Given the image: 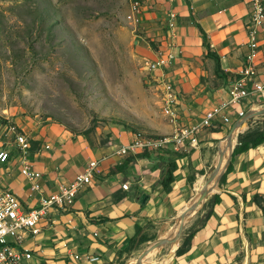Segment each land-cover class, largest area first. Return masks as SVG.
I'll use <instances>...</instances> for the list:
<instances>
[{
    "label": "crops",
    "instance_id": "1",
    "mask_svg": "<svg viewBox=\"0 0 264 264\" xmlns=\"http://www.w3.org/2000/svg\"><path fill=\"white\" fill-rule=\"evenodd\" d=\"M252 7L253 0H140L134 28L143 58H153L156 51L175 55L149 83L161 109L160 81L172 83L177 93L176 122L161 110L165 120L153 125L159 136L171 135L177 124L197 122L205 109L227 98V86L248 52ZM259 44L257 78L264 81V25ZM231 119L236 120L233 113ZM14 124L26 134L29 147L27 154L10 150L8 161L0 162V183L27 208L38 207L88 162L98 161L92 183L79 190L72 204L47 210L40 232L23 243L32 256L16 264L113 263L130 246L136 225L143 229L166 222L185 207L227 126L204 129L199 144L185 150L167 143L118 155L115 151L132 142L133 134L91 144L50 119L17 118ZM22 165L40 173L39 189L31 188ZM167 170L172 176L168 189L161 183ZM223 173L183 237L188 246L167 264H264V142L232 152Z\"/></svg>",
    "mask_w": 264,
    "mask_h": 264
},
{
    "label": "rangeland",
    "instance_id": "2",
    "mask_svg": "<svg viewBox=\"0 0 264 264\" xmlns=\"http://www.w3.org/2000/svg\"><path fill=\"white\" fill-rule=\"evenodd\" d=\"M132 1L0 0V149L6 146L8 128L17 118L53 120L91 144L128 132L134 137H161L153 125L165 118L158 95L146 82L137 31L127 17ZM263 108L264 101L255 106L257 112ZM245 123L232 133L230 154L212 193L237 137L249 127L263 126L264 114H255ZM232 128L233 124L223 128L195 186L199 176L207 179L215 170L221 143ZM199 192L194 189L186 206ZM205 198L179 230L175 226L186 213L179 221L176 214L166 222L147 225L110 264L164 260L167 264ZM172 230L176 233L168 235ZM173 241L177 245L171 250Z\"/></svg>",
    "mask_w": 264,
    "mask_h": 264
},
{
    "label": "built area",
    "instance_id": "3",
    "mask_svg": "<svg viewBox=\"0 0 264 264\" xmlns=\"http://www.w3.org/2000/svg\"><path fill=\"white\" fill-rule=\"evenodd\" d=\"M140 0H133L128 18L133 23H138L137 13ZM264 25V4L260 0H253L250 22L247 28L246 46L248 52L243 65L227 86V98L220 103L204 110L197 122L192 124H177L169 140L153 141L149 137H135L132 142L119 147L115 153L125 155L127 152L139 149L140 151L151 148H161L167 143L176 148L185 150L187 147H196L199 144L198 135L206 128L216 126L218 123L227 126L233 124L246 125L241 119L255 106L264 101V81L257 78L258 64L256 62L260 50L259 33ZM175 58L172 52L156 51L153 58H144L143 69L146 73V82L149 84L155 80L156 70H165ZM162 84V111L170 122H176L177 113L174 104L177 93L172 83L161 80ZM257 101L259 103H257ZM235 115V122L231 115ZM8 144L0 149V162H7L10 150H18L21 154H27L29 141L25 133L16 125H10L7 132ZM98 161L91 160L84 170L77 174L66 184H60L57 193L42 199L40 205L27 208L21 202L18 195L0 183V264H16L23 259H29L32 254L24 248L23 243L27 237L37 235L40 232V221L46 215L49 208L54 206H66L74 202L79 190L92 183ZM21 173L32 181V189H39L40 173L32 170L27 165H22ZM126 188V184H122ZM77 257V255L75 256ZM90 259H96L91 257Z\"/></svg>",
    "mask_w": 264,
    "mask_h": 264
},
{
    "label": "bare ground",
    "instance_id": "4",
    "mask_svg": "<svg viewBox=\"0 0 264 264\" xmlns=\"http://www.w3.org/2000/svg\"><path fill=\"white\" fill-rule=\"evenodd\" d=\"M240 126H241V124L235 125L232 128L231 132L228 134L229 136L226 139H224V141H222L221 147L219 148V151H218L217 159L215 161V170L213 172V175L210 178H207V179H205L202 176H199V178L197 179V184L195 186V189H198V191H200L198 193V195L196 196V201L197 202L200 201L202 198H204L210 192V190L215 188L218 175H219L220 171L223 169L224 165L226 164L227 158H228V156L230 154V150H231V147H232V144H233V139H234L232 133L233 132L235 133L238 129H240L241 128ZM149 139L153 140V141H167V140H169V136H164V137H159V138H151V137H149ZM191 211H192V209L188 208L185 216L180 217L181 218L180 223H178L175 226V227L178 228V230L181 228L183 222L187 219V217H189ZM174 232L175 231L172 230V231H170L168 233V235L169 234L171 235ZM176 245H177V242L173 241L169 245L170 249L173 250ZM168 258H170V256ZM166 260H168V259H166ZM164 262H165V260L161 264H163Z\"/></svg>",
    "mask_w": 264,
    "mask_h": 264
},
{
    "label": "trees",
    "instance_id": "5",
    "mask_svg": "<svg viewBox=\"0 0 264 264\" xmlns=\"http://www.w3.org/2000/svg\"><path fill=\"white\" fill-rule=\"evenodd\" d=\"M216 73L220 76H223L224 73L219 69V67H216ZM262 142H264V125H256L254 127H249L245 130L243 134H240L239 142L233 149V153H238L243 150H247L249 148H254L258 145H260ZM223 173L219 179V182H221L224 178ZM172 181V176L169 170H167L164 178L162 179L161 183L164 186V188H169V183ZM142 228L139 226H135V235L132 239H130V242H133L136 237L141 232ZM188 237H185L182 239V244L177 248L176 252L180 251L181 249H184L188 246Z\"/></svg>",
    "mask_w": 264,
    "mask_h": 264
},
{
    "label": "water",
    "instance_id": "6",
    "mask_svg": "<svg viewBox=\"0 0 264 264\" xmlns=\"http://www.w3.org/2000/svg\"><path fill=\"white\" fill-rule=\"evenodd\" d=\"M257 111L256 110H251V111H249L248 113H247V115L245 116V117H243L241 120L242 121H246L247 119H249L250 117H252V116H255V114H264V108L263 109H260V111H258L257 113H256ZM235 125H237V124H235L234 123V125H233V127L235 126ZM238 142H239V138L237 137V143H236V145L238 144ZM236 145H234V147H233V149L235 148V146ZM213 172H214V170H213ZM213 175V173L209 176V178L211 177ZM211 193L212 192H210L208 195H211ZM205 196L204 198L205 199H207V197H209V196ZM196 196H197V194H196ZM196 196L194 197V198H192V200L189 202V204L186 206L185 205V207H183L177 214H178V221H179V216L180 215H182V214H184V213H186L187 212V210H188V208H191V209H193V207L194 206H196V204L199 202H197L196 201ZM175 252H173V254H174Z\"/></svg>",
    "mask_w": 264,
    "mask_h": 264
}]
</instances>
